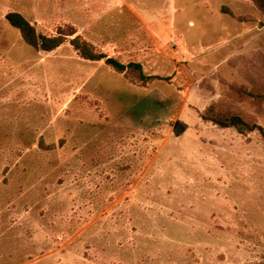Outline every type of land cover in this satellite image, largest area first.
I'll return each instance as SVG.
<instances>
[{"label": "rangeland", "instance_id": "rangeland-1", "mask_svg": "<svg viewBox=\"0 0 264 264\" xmlns=\"http://www.w3.org/2000/svg\"><path fill=\"white\" fill-rule=\"evenodd\" d=\"M229 114L264 129L252 0H0V264H264V136Z\"/></svg>", "mask_w": 264, "mask_h": 264}, {"label": "trees", "instance_id": "trees-1", "mask_svg": "<svg viewBox=\"0 0 264 264\" xmlns=\"http://www.w3.org/2000/svg\"><path fill=\"white\" fill-rule=\"evenodd\" d=\"M252 2L255 7L264 15V0H252ZM6 20L13 28L20 31L22 38L27 45L45 52L57 50L66 42L67 37H73L77 33L73 29L62 30L58 36L48 37L39 33L36 27H34L23 15L19 13H9L6 16ZM70 42L75 50H77L86 60L101 61L106 59L105 56L95 53L89 43L81 40L80 36L72 39ZM106 64L112 66L118 72L122 73L134 68L140 72V77L142 79L148 78L143 74L142 66L140 64L132 63L129 65H124L112 58L106 59ZM218 117L219 118H205L221 128H236L241 134L259 131L264 136L263 127L257 124L251 125L240 116L229 114L227 116Z\"/></svg>", "mask_w": 264, "mask_h": 264}]
</instances>
